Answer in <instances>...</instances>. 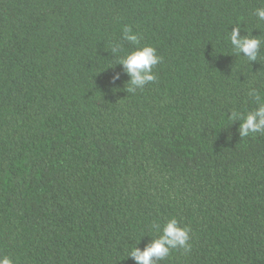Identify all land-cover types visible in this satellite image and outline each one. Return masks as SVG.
Returning a JSON list of instances; mask_svg holds the SVG:
<instances>
[{
    "label": "trees",
    "instance_id": "trees-1",
    "mask_svg": "<svg viewBox=\"0 0 264 264\" xmlns=\"http://www.w3.org/2000/svg\"><path fill=\"white\" fill-rule=\"evenodd\" d=\"M259 7L0 0V254L135 264L176 218L191 249L156 264H264V134L241 138L229 118L256 107L250 89L264 98V43L249 62L228 40L239 27L264 41ZM145 45L156 79L129 91L118 60Z\"/></svg>",
    "mask_w": 264,
    "mask_h": 264
},
{
    "label": "clouds",
    "instance_id": "clouds-1",
    "mask_svg": "<svg viewBox=\"0 0 264 264\" xmlns=\"http://www.w3.org/2000/svg\"><path fill=\"white\" fill-rule=\"evenodd\" d=\"M255 16L258 21H264V7L255 9ZM240 31L239 27H233L228 35L232 49L238 55L243 54L249 62H254L258 59L259 49L264 41L251 33L242 36ZM122 40L134 46L139 44L138 35L127 25L122 28ZM120 50L119 43L112 47L114 54ZM161 59L156 49L150 45L135 47L134 50L121 56L118 63L130 77L129 91L142 89L146 84L153 82L156 79L153 68ZM118 78L117 74L114 79ZM249 95L256 101V107L246 114L233 111L229 117L232 122L239 121L238 131L241 138L256 133L264 134V98L255 89H250ZM153 228L159 233L157 238L152 239L142 250L135 247L129 252L128 256L135 264H156V261L165 260L174 249L190 251V229L187 226L181 227L176 218L168 219L162 226L154 224ZM0 264H14V262L9 256L0 254Z\"/></svg>",
    "mask_w": 264,
    "mask_h": 264
}]
</instances>
